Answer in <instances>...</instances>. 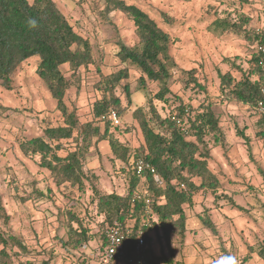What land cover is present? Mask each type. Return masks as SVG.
Instances as JSON below:
<instances>
[{
  "label": "trees",
  "instance_id": "trees-1",
  "mask_svg": "<svg viewBox=\"0 0 264 264\" xmlns=\"http://www.w3.org/2000/svg\"><path fill=\"white\" fill-rule=\"evenodd\" d=\"M252 0H240V3ZM106 15L113 11L126 14L135 25L138 41L128 45L118 40L117 57L122 66L109 74L100 72L96 89L101 97L94 103L93 112L97 122H82L77 107H69L66 96L70 88H81V69L87 70L96 64L92 42L78 33L65 13L54 0H0V83L10 90L17 67L25 60L37 56V74L46 85L56 108L63 120L56 126H48L43 135L21 141L24 154L38 155L39 166L49 171L55 185H69L80 191L87 189V183L97 201L100 214L104 216V230L100 235V250L108 245L106 228L120 223L130 225L131 232L127 244L126 258L135 256L134 246L138 238V228L143 218L144 202L133 201V194L139 189L141 176L134 169V159L143 158L155 167L163 184L157 182L154 174L146 171L144 180L152 204V226L144 227L145 263L144 264H184L177 260L171 246V236L177 233L184 242L187 234V214L184 205L193 203V195L201 190L214 193L220 186L218 176L209 168L211 145H225V132L220 117L214 109V101L206 99L197 107L186 103L181 95L173 92L175 74L186 76L184 88L206 92L207 86L198 76L197 68L180 67L171 54L172 38L159 23L143 8L125 0H104ZM164 16L167 15L164 14ZM30 21L35 22L33 26ZM248 13L240 11L237 19L232 13L217 17L211 27L219 33L232 32L254 47L250 55L249 67L244 69L239 57H225L223 62L229 66L225 72L217 71L220 79L219 99L222 102L235 101L257 107L264 99V27L251 28ZM210 27V28H211ZM128 63L140 71L135 91H143L148 84L155 83L157 90L147 105H139L132 111L138 123L142 141L135 147L118 138L109 119L101 116L115 109L120 117L132 105V89L128 80ZM67 64L71 70L69 77L62 66ZM240 73L236 77L233 71ZM122 90L127 104L117 90ZM154 100L167 106L168 114L163 115ZM262 120H264L262 118ZM72 140L74 149L65 155L60 153L65 142ZM212 141L209 143V141ZM107 141L114 158L128 164V186L125 193L108 192L93 171L85 168L83 159L90 149L100 142ZM195 178L200 183L194 181ZM181 184L185 188H181ZM51 191V190H50ZM68 238L64 246L72 250L80 249L89 243L94 235L89 232L73 211H67ZM204 227L217 232L215 224L208 215V209L199 214ZM11 221L0 195V264H14V258L29 254L27 245L16 234L6 230ZM76 225L74 226V224ZM156 230L165 239L169 252L156 253L153 238L149 232ZM253 250L249 247L247 255L240 264L251 258ZM258 254L264 259V245ZM53 255L42 259L40 264H55ZM20 264H35L27 259Z\"/></svg>",
  "mask_w": 264,
  "mask_h": 264
},
{
  "label": "rangeland",
  "instance_id": "rangeland-1",
  "mask_svg": "<svg viewBox=\"0 0 264 264\" xmlns=\"http://www.w3.org/2000/svg\"><path fill=\"white\" fill-rule=\"evenodd\" d=\"M54 1L74 29L90 39L94 58L100 66L99 71L96 64L87 70L81 69V88L79 91L76 87L68 90L67 104L70 108L77 107L82 122L93 119L97 122L93 106L102 94L95 84L100 79V72L109 74L122 66L117 57L118 40L128 45L138 41L134 22L121 11L106 15L104 0ZM125 1L146 10L171 35L170 52L177 63L185 69L197 68L198 76L208 90L206 93L185 89L186 76L176 72L173 92L181 95L194 108L208 96L209 100L214 101L216 111L219 99L216 95L219 92L217 71L227 69L223 58L237 56L242 67L248 69V60L254 47L232 32H216L211 27L212 21L217 17H225L227 13H232L233 19H237L240 11H243L251 19V28H263L264 0L245 3H240V0ZM38 63L37 56L23 61L14 73L12 89L4 88L0 83V195L7 213L11 215L9 225L3 227L18 235L29 249V254L23 253L14 258V264H20L27 259L40 264L50 254L53 255L55 264H105V255L100 250V235L105 226L104 216L99 213L97 201L93 199L90 181L85 191L67 184L57 187L49 171L39 166V156H27L20 148L21 141L43 135L46 127L59 125L63 120L56 108V101L37 74ZM127 65L130 76L125 82L131 85L132 105L121 117V125L113 129L120 140L135 147L142 141V137L132 111L139 105H147L157 87L155 83H150L145 90L135 91L140 71L130 63ZM62 69L67 77L71 75L67 64ZM233 72L239 77L237 70ZM117 94L122 97L123 105H126L127 100L121 88L117 90ZM154 103L163 115L168 114L167 106L162 102L154 100ZM64 142L65 148L60 151L62 155L75 147L72 140ZM211 142L210 140L209 143ZM99 144L84 156L86 170L96 173L108 192L125 193L128 186V164L114 158L108 142ZM195 180L200 183L198 178ZM218 191L219 189L216 193L209 190L199 192L205 199L221 195ZM67 211L75 212L94 235L89 243L83 244L77 250L64 246V241L68 238ZM0 224L3 225L2 222ZM151 235L156 251L166 249L169 252L161 232L157 235L152 231ZM180 239L179 234L173 233L171 245L177 248L179 244H183ZM191 242L193 241L189 237L186 243L190 245ZM85 245L89 247L85 248ZM186 260L190 261L192 257Z\"/></svg>",
  "mask_w": 264,
  "mask_h": 264
},
{
  "label": "crops",
  "instance_id": "crops-1",
  "mask_svg": "<svg viewBox=\"0 0 264 264\" xmlns=\"http://www.w3.org/2000/svg\"><path fill=\"white\" fill-rule=\"evenodd\" d=\"M228 69L227 65L222 72ZM217 101L216 112L225 132V145H211L208 164L219 178L217 193L221 195L205 199L199 191L193 195V203L184 205L186 238L177 248L171 246L176 259L184 264H240L249 247L253 252L244 264H264L258 254L259 247L264 245V120L255 108L234 101ZM205 209L216 226V233L204 227L199 218ZM152 231L156 234L157 231L149 232L153 238ZM189 237L193 241L190 245L186 243ZM152 245L156 251L154 239ZM162 252L168 253L166 249L156 251ZM190 257L192 260L187 261ZM105 264L121 263L106 259Z\"/></svg>",
  "mask_w": 264,
  "mask_h": 264
},
{
  "label": "built area",
  "instance_id": "built-area-1",
  "mask_svg": "<svg viewBox=\"0 0 264 264\" xmlns=\"http://www.w3.org/2000/svg\"><path fill=\"white\" fill-rule=\"evenodd\" d=\"M264 52V47H260ZM264 93V86L262 88ZM257 112L264 119V99L259 101L257 107ZM109 119L114 126L121 125V117L115 109H111L107 114L101 116V120ZM134 169L136 173L141 176V183L139 189L133 194V201H143L144 210L143 218L140 221L138 228V238L134 246L135 256H129L126 258L127 244L129 239L131 226L116 223L114 225L108 226L106 228V236L108 240V245L104 251L105 258L108 261H115L121 264H144L145 263V231L144 227L152 226V204L149 192L145 185L144 173L149 171L154 174V178L160 184H163L162 178L156 173L155 167L148 163L143 158L134 159ZM181 188H185L184 184H181ZM85 248L87 245L84 246Z\"/></svg>",
  "mask_w": 264,
  "mask_h": 264
},
{
  "label": "clouds",
  "instance_id": "clouds-1",
  "mask_svg": "<svg viewBox=\"0 0 264 264\" xmlns=\"http://www.w3.org/2000/svg\"><path fill=\"white\" fill-rule=\"evenodd\" d=\"M30 23H31L33 26H35V22H34V21H30Z\"/></svg>",
  "mask_w": 264,
  "mask_h": 264
}]
</instances>
